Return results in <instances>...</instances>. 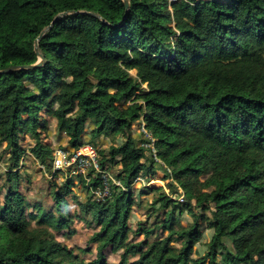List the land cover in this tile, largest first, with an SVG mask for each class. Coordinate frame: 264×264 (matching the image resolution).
Returning a JSON list of instances; mask_svg holds the SVG:
<instances>
[{
    "label": "trees",
    "instance_id": "1",
    "mask_svg": "<svg viewBox=\"0 0 264 264\" xmlns=\"http://www.w3.org/2000/svg\"><path fill=\"white\" fill-rule=\"evenodd\" d=\"M129 1L125 17L124 0H0V71L38 63L36 39L69 12L39 41L43 65L0 74V146L9 155L0 180V264H264V0ZM47 117L68 137L67 151L103 134L125 140L108 153L99 149L102 169L118 167L122 186L82 207L99 227L90 261L55 234L75 232L74 214L62 205L76 180L67 177L55 192L56 209L42 210L21 190L23 136L35 141L31 152L42 165L54 160L42 136ZM138 122L155 138L170 189L184 190L193 217L181 224L175 213L183 203L161 192L155 202L167 210L166 236L151 238L156 230L143 222L130 225L140 206L134 181L161 166L144 161L150 140L133 134ZM89 176L81 182L94 195L100 174ZM202 222L214 234L194 259ZM109 247L122 250L118 263L108 260Z\"/></svg>",
    "mask_w": 264,
    "mask_h": 264
},
{
    "label": "rangeland",
    "instance_id": "2",
    "mask_svg": "<svg viewBox=\"0 0 264 264\" xmlns=\"http://www.w3.org/2000/svg\"><path fill=\"white\" fill-rule=\"evenodd\" d=\"M131 73L133 75H136V70H132ZM144 87H146V84L144 85ZM47 118L49 119L48 129L42 130V136L45 143L53 146L55 150L61 148L64 149V147L68 146V137L66 136V134L60 133L55 118ZM143 126L144 124L138 122L133 128V134L140 138L141 143L143 142V137L146 138V136L142 132ZM86 127L87 130L84 134V138L85 140H89L92 135L91 129L93 127V124L90 120H88V122L86 123ZM124 141L125 140L122 137L115 139L113 135L103 134L93 143L100 150H102V152L108 153V150L112 144L119 145L124 143ZM21 143L26 149V152L22 159V166L19 169L20 173L23 176L21 190L26 194L30 202L40 205L42 210L56 209L54 201L55 192L58 190V188L65 187L67 177L73 178L74 181L76 180V184L74 185V192L66 197V199L68 200V205H62V207H65L64 212H70L74 214V222L72 223L71 228L75 232L72 234L70 233V230L63 229L61 231H55V234L60 242L74 249L75 254L78 255L79 259H83L86 261L94 259L96 257L98 244L96 242H91V238L93 234L97 230H99V227L98 225H96L95 221H92L93 216L86 214L82 207L83 205L87 206L90 200H98L94 197L95 195H92L93 190L90 193V190H88L87 186L81 182L80 176H83V178H85V176L80 174L74 168H65V170H61L58 176H56L57 174L55 173H58V170L54 168L53 162L52 164H50V168H48L42 165L32 154L31 147L35 144V141L29 135L23 136L21 139ZM146 143L147 142L143 143V145L145 144L144 146L152 149L151 152L149 150L146 151V158L144 159V161L146 160L147 163L150 164L151 158L153 157L156 162L155 164L160 163V161L155 158L152 141L148 142L147 144ZM5 145L6 144L0 146V180L2 184L5 182V171L9 165V155L4 151ZM162 165L163 164L159 166L157 164L158 167L154 165L157 168L155 170V173H147L146 175H148V177L141 174L138 176V178L141 177L142 179H140L139 181L138 179L137 181H134V194L137 196L136 199L138 198L140 206L136 205L133 208L130 225L134 230H137L140 222H143V224L141 225L142 227H154L156 231L153 232L154 234H152L151 238L154 237L155 233H157V235L161 233L162 236L167 235V232L162 231V227L160 224L167 210L164 207H161V202H155L161 192H166V194L172 196L174 199L176 198V200L178 198L179 202L183 203L181 205L183 208L182 213H180V209H177L175 213V215L178 216L179 222H181V224H183L184 226H188L193 222V217L188 212L189 206L187 204H184L186 202H182V200L180 199V194H185L184 190L178 187L179 196H177L176 194L178 193L174 192L172 188L170 189L169 182H172V180L166 177L167 172L164 170ZM117 170L118 167H114L109 170V172L115 177ZM53 173L55 175H53ZM55 184L57 185V187L54 186ZM155 189L161 190L157 191ZM191 207L192 209H196L202 213L199 208H196L195 203H193ZM32 210L33 209H31V211ZM157 220L160 221L157 222ZM201 226L202 238L195 247V252L193 254L194 259L200 258L205 255L208 249V244L214 234L213 229L210 228L206 222H202ZM130 237L136 238L137 240L141 241L145 238V235L143 233L136 235L135 232L132 231ZM174 245L176 247H180V242H174ZM106 253L108 256V260L111 263H118L121 259L122 250L115 252L111 247H109L106 250Z\"/></svg>",
    "mask_w": 264,
    "mask_h": 264
},
{
    "label": "built area",
    "instance_id": "3",
    "mask_svg": "<svg viewBox=\"0 0 264 264\" xmlns=\"http://www.w3.org/2000/svg\"><path fill=\"white\" fill-rule=\"evenodd\" d=\"M176 1V0H171ZM143 134L150 142L153 143V150L155 152V158L160 161L159 164H164L158 157L157 149L155 146V138L147 130L145 123H143ZM147 144V143H146ZM152 149V148H150ZM53 166L56 170H63L75 166L76 170L86 177L87 181H90V172L95 171L96 174H100L101 185L94 190L95 198L103 202L108 196L111 195L112 184L122 186L120 180H117L109 171L103 170L100 163L99 148L91 143L84 144L76 151H66L64 149H56L54 152ZM142 179L136 178V181ZM180 199L184 200V194H181Z\"/></svg>",
    "mask_w": 264,
    "mask_h": 264
},
{
    "label": "water",
    "instance_id": "4",
    "mask_svg": "<svg viewBox=\"0 0 264 264\" xmlns=\"http://www.w3.org/2000/svg\"><path fill=\"white\" fill-rule=\"evenodd\" d=\"M124 3H125V6H126V15L125 17L128 16L129 14V10H130V1L129 0H124ZM69 12H63V13H60L56 16V18L52 21V23L47 26L40 34V36L36 39L35 41V48H36V51H37V54L39 55L40 57V61L34 65H27V66H13V67H9V68H6L2 71H0V74L1 73H7V72H11L13 70H16V69H19V68H31V67H35V66H41L43 65V62H44V57L43 55L41 54V52L39 51V41L43 38V36L51 29V27L63 16L67 15Z\"/></svg>",
    "mask_w": 264,
    "mask_h": 264
}]
</instances>
